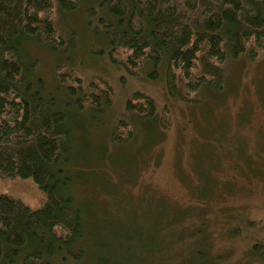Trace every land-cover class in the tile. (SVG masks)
<instances>
[{"label": "trees", "instance_id": "obj_1", "mask_svg": "<svg viewBox=\"0 0 264 264\" xmlns=\"http://www.w3.org/2000/svg\"><path fill=\"white\" fill-rule=\"evenodd\" d=\"M80 10L84 33L102 40L97 59L129 77L148 69V78L158 80L163 73L168 96L180 102L202 103L207 90L223 93L227 65L255 60L264 50V0H0V177L32 180L46 196L44 207L33 210L0 193V264H82L91 250L83 212L70 193L75 177L67 171L91 164L73 158V142L103 126L114 91L107 79L82 73L87 64L77 58L79 50L89 56L94 44L69 19ZM32 44L55 55V92L40 76ZM124 110L110 133L113 147L137 144L146 127L155 129L156 142L157 131L170 128L169 109L160 114L144 92L132 93ZM95 158L92 163L102 161ZM175 216L165 213V224L146 227V264L171 252L161 236ZM199 244L195 251L181 247L182 264L202 260L208 249L199 251ZM100 247L112 248L107 241ZM253 252L264 264V245ZM166 259L170 264L173 255ZM119 264L129 263L122 257Z\"/></svg>", "mask_w": 264, "mask_h": 264}, {"label": "rangeland", "instance_id": "obj_2", "mask_svg": "<svg viewBox=\"0 0 264 264\" xmlns=\"http://www.w3.org/2000/svg\"><path fill=\"white\" fill-rule=\"evenodd\" d=\"M69 19L94 44L90 57L79 50L77 58L87 64L82 73L89 80L107 79L114 91L103 126L73 142V158L91 164L67 171L75 177L70 193L78 200L90 235L91 250L82 264H96L101 257L114 264L122 257L129 264H146V227L165 224L160 216L169 212L177 217L161 239L171 244V252L160 254L153 264H169V254L170 264H182L181 249L195 251L198 243L199 251L208 249L200 258L209 264H261L253 247L264 245V50L255 60L231 61L223 93L207 90L202 103L192 104L168 96L163 73L158 80L148 78V69L129 77L97 59L102 40L94 32L84 33V12ZM29 50L40 59V76L55 92V55L36 44ZM137 91L153 97L160 114L169 109L170 128L157 131L156 142L155 129L146 127L137 144L113 147L110 133ZM96 156L102 160L98 164L92 163ZM0 193L33 210L46 203L32 180L0 177ZM102 241L111 244L110 252L100 250Z\"/></svg>", "mask_w": 264, "mask_h": 264}]
</instances>
